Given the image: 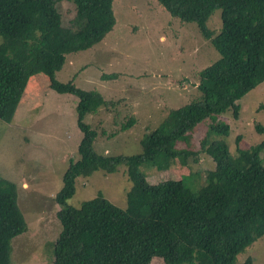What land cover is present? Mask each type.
<instances>
[{
	"label": "trees",
	"instance_id": "obj_1",
	"mask_svg": "<svg viewBox=\"0 0 264 264\" xmlns=\"http://www.w3.org/2000/svg\"><path fill=\"white\" fill-rule=\"evenodd\" d=\"M61 1L74 5L67 25L58 10ZM156 1L180 21L196 23L219 58L198 73L200 97L170 108L139 140L138 153L111 155L94 149L97 132L84 122L107 101L72 80H56L55 72L68 54L92 47L113 28V0H0V120L11 121L30 76L37 72L48 77L51 89L78 99L82 137L78 158L69 160L54 197L60 231L51 264H151L153 257L165 264H235L237 255L264 235V141L238 148L233 156L218 138L227 135L228 125L216 120L199 142L213 161L205 182L196 186L191 175L186 181L190 185L171 176L150 183L141 170L146 162L158 171L171 165L175 171L187 170L196 151L178 149L176 142L185 140L202 120L226 110L237 118V100L264 82V0ZM217 8L221 29L214 34L206 22ZM134 122L129 118L121 129ZM257 130L264 132L259 125ZM120 165L131 181L125 208L101 194L78 207L67 205L77 177L95 170L111 173ZM16 193V184L0 176V264H12L11 238L27 229ZM251 262L246 257L242 264Z\"/></svg>",
	"mask_w": 264,
	"mask_h": 264
},
{
	"label": "rangeland",
	"instance_id": "obj_2",
	"mask_svg": "<svg viewBox=\"0 0 264 264\" xmlns=\"http://www.w3.org/2000/svg\"><path fill=\"white\" fill-rule=\"evenodd\" d=\"M112 9L113 28L92 47L68 54L55 78L60 82L72 80L75 86L102 95L106 107L84 118L97 132L94 149L127 155L140 151L139 140L170 108L200 97L198 73L217 60L219 53L200 34L196 23L171 16L156 0H113ZM58 10L67 25L74 5L61 1ZM206 24L214 34L219 33L220 9L212 11ZM77 102L75 95L51 89L48 77L37 72L30 76L11 121L0 120V176L16 184L17 204L27 223L24 232L11 238L12 264H51L53 260L60 231L54 197L69 160L78 158L77 145L82 137L76 120ZM237 103V118L226 110L214 119L202 120L185 140L176 142L178 149L196 151V160H188V171H175L174 165L158 171L153 163H144L141 170L150 183L171 176L188 184L191 175L196 186L205 182L213 161L200 149L199 142L216 120L228 125L227 135L218 138L226 142L233 156L238 148L264 141V132L257 130V125L264 128V82ZM131 117L135 122L122 130L121 125ZM260 155L264 164V148ZM130 187L124 165L111 173L95 170L90 176L76 178L75 192L66 203L78 207L101 194L125 208ZM246 257L252 259L251 264H264V235L239 253L235 264H242ZM151 264L165 263L153 257Z\"/></svg>",
	"mask_w": 264,
	"mask_h": 264
}]
</instances>
